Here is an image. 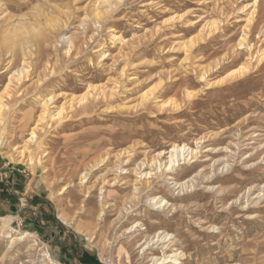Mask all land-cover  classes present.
Returning a JSON list of instances; mask_svg holds the SVG:
<instances>
[{"label": "rangeland", "instance_id": "rangeland-1", "mask_svg": "<svg viewBox=\"0 0 264 264\" xmlns=\"http://www.w3.org/2000/svg\"><path fill=\"white\" fill-rule=\"evenodd\" d=\"M95 1L0 0V18L21 22L16 35L0 26V44L32 33L45 41L20 84L9 80L26 58L8 66L13 57L0 45V107L8 84L13 98L0 126V264H159L172 254L178 264H264V3L249 52L237 43L252 9L240 10L253 0H120L100 20ZM203 27L216 33L193 53L181 50ZM249 53L254 66L242 75ZM46 64L55 74L36 92L63 94L57 107L89 86L101 96L39 135L30 166L18 153L40 113L34 83ZM174 145L198 152L174 181L194 180L184 191L167 178L144 184L139 174L167 162L159 154ZM152 198L168 205L153 207ZM160 232L171 241L156 242ZM26 233L11 242L9 234Z\"/></svg>", "mask_w": 264, "mask_h": 264}, {"label": "bare ground", "instance_id": "bare-ground-1", "mask_svg": "<svg viewBox=\"0 0 264 264\" xmlns=\"http://www.w3.org/2000/svg\"><path fill=\"white\" fill-rule=\"evenodd\" d=\"M114 1H110V0H99V1H95V3L93 4L94 5V9L93 10L91 9L92 10V13H94V15H92V19L95 18V20H100L102 17H104V18H105V16L106 17H109L111 14H113L118 9V6H119V4L121 2L120 0H118L116 2H114ZM16 3H18V2H16ZM263 3H264V0H253V3L252 4H248V5H246L245 7H243L240 10V12H241L244 9L245 10L246 9L247 10L248 9H252L251 12H250V14H249V16H248V18L245 19V24L246 25H245L244 31L242 32L243 36H241V38L239 39V41L237 43V47L238 48L243 49L245 47L247 51L249 50V52H251L252 47L250 46V44H248V42H247V38L248 37H246V36H249V33H251L250 32V30L252 29L251 27L256 22L255 21V15H257L256 12L258 10H260V6ZM222 9H224V8H222ZM245 10H244V12H245ZM244 12H241V13H244ZM221 14H222V11H221ZM225 14H227V13H225ZM230 15H229V17H231ZM93 16H94V18H93ZM222 16L225 17V15H222ZM18 19H20V18H18ZM180 19H182V17H180ZM15 21H17V20H14V17L13 16H8V15L6 16L5 15L4 17L0 18V26L1 25H3V26H10L12 24V26H11L10 29L9 28L6 29V32L8 34V31H9L10 34L12 32L13 34L16 35V33L18 32V30L21 28V22H20V20L17 21V22H15ZM169 21H167V22H169ZM94 23H96V24L99 23V25H100V22L99 21H97V22L94 21ZM208 24H210V23H208ZM211 24L213 25V22ZM220 24H221V22H215L214 23V26L216 27L215 30H217V28H220L221 27ZM162 25H164V24H162ZM165 25H167V24L165 23ZM209 27H210V25H209ZM209 27H208V29H209ZM223 27H224V25H223ZM206 28H207V26H206ZM32 29H34V28H32ZM210 30H212V29H210ZM213 30H214V28H213ZM213 30L212 31L205 32V28L203 30L201 29V31L198 34L199 36L197 38L188 40V42H182L180 44V49L183 50V51H185V52H187V53H189V54L190 53H193L192 52L193 50H196V48H200L198 46L199 42L201 43L202 41H204L205 39H207V37H209L211 34H213V32L215 31V30L214 31ZM214 33H216V32H214ZM218 33H219V30H218ZM7 34H5V35H7ZM30 35H32L33 38H34V39L31 38L32 39L31 41H28L29 39H27V41L26 40H23L24 39L23 38L22 40H19V41L18 40H14V42H12V41H9L10 39H8V37H7L8 40L3 39V41L0 44L1 45V48L2 47L3 48H8L9 49L8 53L10 55L9 57H13V59L10 60L7 63L8 66H10V65L13 64V62H14L13 60L19 54H22V56L24 58H26L25 60L22 61L23 64H21L20 68H18L17 70L14 71V73H12V75L10 76L11 78L9 77L10 78L9 84L12 81L13 82L15 81L16 83L20 84L21 82H23V81L25 82V80H28L29 79V77L31 76L33 67H35V65L32 66L33 60H34V58H36L37 56L40 55V52L42 50L41 47L45 45V41H42V42L37 41L38 40V36H39L38 34H37L38 36L35 35L34 33H32ZM250 35H252V33ZM42 37H44V36H42ZM11 38H12V36H11ZM111 39L112 40H115V38H114V36H112V34H111ZM204 43H205V41H204ZM66 44H67V54H66V56H68V54L70 52H72V50H73L72 47L73 46H72V42L70 40H67L66 41ZM105 56L106 55L104 53L101 54V58L105 59L104 58ZM253 57L254 56H251L250 57V53L248 54V60L244 61L243 65H242V68H241L242 69V71H241L242 75H244L245 73L249 72L252 69V67L254 66V65L252 66V64L250 62V61H253L254 60ZM1 62H3V61L1 60ZM50 64L49 65L46 64L47 66H45V70H46L45 71V74L41 75V77L39 79H37L35 81V83H34V87H35L34 92L36 93L35 96L37 97V98H35V97L34 98L37 99V100H39L38 103H40V108L41 109H40L39 115L37 116V119L34 122V126L32 128L31 134H30V138H28L26 140L25 146L23 147V149L21 150V152L18 153L20 156L28 158L27 161H28V163H29L30 166L31 165L35 166V164L37 163L36 162L37 161V156H35L33 154V152H31L30 148L32 146H36V145L41 148L42 141L39 140V135L49 133V131L51 129H53V128L55 129L59 125H63V123H65L68 119H71V118H73V117H75V116H77V115H79L81 113H87V112H89L91 109H93L95 106H97V104L99 102V99H100L99 96H101L100 93L96 92L97 91L96 90V87L94 88L92 86H89L88 87V90L84 94L79 95L78 97H74V98L66 101V103H64L60 107H57L56 106V102L58 101L59 98L62 97L63 94H61V95H53V93H52L50 95L48 94V96H46V97H44V96L41 97L42 94H38L36 91L39 92V90H41V88H39V87L40 86L42 87V85H44L46 83H49L51 81V78L55 74L56 65L55 64L50 65ZM5 70H6V68H5ZM124 74H125V70L123 69L120 76H124ZM206 74L207 73H204L199 79L205 80V77H206L205 75ZM9 84L7 85L6 89H8V88L10 89ZM9 89H8L7 94H6V95H8L7 96V100H6V104H4L3 102H1V107H0V109H1V113H0V126L3 123V121L5 120V117L4 116L6 114H8V113H11L10 111L12 110V107H11V104L12 103H11L10 100H12L13 98H12V95H11L12 92H11V90L9 92ZM17 93H18V91H17ZM25 93H27V92H25ZM1 95H3V93ZM145 99H147V98H144V100ZM30 114L31 113H29V115ZM4 123H5V121H4ZM0 145H1V139H0ZM197 153H198L197 151H195L193 149H190V148H187L186 145H183V146L174 145L170 152L160 153L159 154V157H161V155H167L168 154L169 155V157L167 159L168 161L165 162V163L163 162V165L159 163V166H157V164L151 165V168H153V167L154 168L151 171L146 172V173L141 172L139 174V176L141 175V178L140 179H142V177H145L144 179H146V182L144 184L149 185V186L151 184L153 185L154 182L156 183V181L158 179H162V178L163 179L167 178V180H171V181L173 180L174 181L175 178H173V176H172L173 173H176L177 169H179L182 165H186L190 161H192L193 158H196ZM128 156H129V154H128ZM142 167H143V165H142ZM139 169H140V167H139ZM154 171H155V173H152ZM193 180L194 179H192V180L189 179L188 181L183 182V183H180V184H178L176 181H174L171 185H174V187H177L178 186V187L181 188V191H184V189H185L184 187L187 186V184L191 183ZM116 183H117V180H113L112 181V185L113 186ZM133 183H135V184H133V186H134V193H136V194L139 195L140 192L142 191V188H141L142 185L140 184L141 182L140 181L138 182L136 180ZM136 197H138V196H136ZM148 202H149V204L152 203L153 204V207H156V208L159 205L158 206V209L159 208H162V207L165 209V207L168 205V202H165L164 199H161L160 201H158L157 198H152ZM64 222H66V221H64ZM9 237L11 239V242L13 243V242H16V241H24L25 239H28L29 238V234L26 233V234L18 235V236H15V237L10 236V234H9ZM156 238H157V241L156 242H161L162 244L163 243H168L169 241H171V237L169 236V234H166L164 232L158 233L156 235ZM148 242L150 243V241H148ZM151 243H150V245H151ZM164 246H166V245H164ZM47 257H49L48 254H47ZM166 257L163 258V259L161 258V259L157 260V263L159 261H161V263H159V264H168V263L178 264L177 263V260H178L179 256L177 254H172L171 256H168L167 258ZM168 258H169V260H168ZM153 260L155 261L156 259L153 258Z\"/></svg>", "mask_w": 264, "mask_h": 264}]
</instances>
